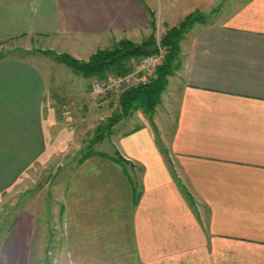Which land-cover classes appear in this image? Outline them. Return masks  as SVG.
I'll return each mask as SVG.
<instances>
[{
  "label": "crops",
  "instance_id": "1",
  "mask_svg": "<svg viewBox=\"0 0 264 264\" xmlns=\"http://www.w3.org/2000/svg\"><path fill=\"white\" fill-rule=\"evenodd\" d=\"M151 13L147 0H0V42L36 36L75 52L137 41ZM215 14L180 40L164 122L113 132L106 153L126 162L77 152L51 189L59 231L49 235L23 205L0 239V264H50L49 246L54 264H264V0H229ZM64 68L61 77L0 56L1 193L61 152L69 137L57 112L83 124L93 110V77Z\"/></svg>",
  "mask_w": 264,
  "mask_h": 264
},
{
  "label": "rangeland",
  "instance_id": "2",
  "mask_svg": "<svg viewBox=\"0 0 264 264\" xmlns=\"http://www.w3.org/2000/svg\"><path fill=\"white\" fill-rule=\"evenodd\" d=\"M147 2L154 9L153 15L151 13L149 34L137 41H130L139 45L151 40L150 45L147 44V47H151L153 52L145 53V55L153 54L155 55V59L152 62V66L148 68L149 70H145L146 73L136 72L137 69H141L142 64H139L141 55L134 58L130 57L125 61L127 67L130 69V82L133 84L148 81L155 74L156 66L161 62V57L166 53L161 39L169 29L178 26L184 19H187L189 25L182 32L184 36L190 29L204 25L212 20H218L215 12L221 6L224 7L229 0H147ZM121 40L122 38L114 40L108 45L101 42L95 44V46L80 44L75 49V52L68 48H66L65 52L51 50L48 48V43H41V40L36 36L15 37L0 42V56H17L39 61L46 69L51 68L55 74L57 73L56 75L60 74L61 77H65L67 74L64 68L65 64L59 61L57 55L68 53L77 59L87 61L98 49H109ZM155 49L156 51H154ZM58 50L64 49L58 48ZM178 54L181 61V49H179ZM179 67L168 75L167 82L160 91L159 100L153 111L149 114H145L139 106L134 105L126 115L117 116L120 111L119 96L122 91L119 89L104 92L97 97L92 96L93 98L91 100H94V108L87 114L88 117L90 116V120L86 122L88 117L84 118L83 124H80L83 119L78 118V116V119L74 121L71 117L67 116L68 114L66 112L61 115L60 111H55L57 112V116L54 118V122L58 125V128H61V126L65 128L63 134L68 135L69 139L65 141V138H63L60 153L55 157L46 158L44 163L33 165L24 178L9 189L2 191V193L1 187L7 184L0 183V239L11 225L19 208L23 205L35 209L37 214L42 218L41 227H45L46 232L50 230L49 235L51 233L52 236L55 231H59V218L56 216L58 202L54 201L55 195L53 193L54 191H52L53 182H59L65 178L63 175L64 170H68L79 160L80 154L76 155L77 152L82 151L84 153L87 150L96 149L113 154L115 143L112 134L116 129L127 130L130 126L139 124L144 119L152 120L154 115L161 119L160 121L164 122L165 115L163 113L167 112V102L172 100L175 90V85L171 77L176 75ZM111 74H114V72H111ZM98 78L100 77L94 76L92 80L94 81ZM85 80L80 81L78 85L73 83L71 87L84 88L88 79L85 78ZM67 88H69V84ZM79 98L80 95L78 94L77 99ZM84 100L81 99L79 102L82 103ZM102 100H104L103 104H101ZM120 119L121 122L113 126ZM89 121H92L93 124ZM69 130L72 132L71 135ZM74 154L76 156H73ZM131 170L134 171V174L138 173L135 168H131ZM11 176L15 177V175ZM50 248L52 247L49 246L44 257L45 261L49 260L51 262L50 264H54L52 262L53 253L50 252Z\"/></svg>",
  "mask_w": 264,
  "mask_h": 264
},
{
  "label": "trees",
  "instance_id": "3",
  "mask_svg": "<svg viewBox=\"0 0 264 264\" xmlns=\"http://www.w3.org/2000/svg\"><path fill=\"white\" fill-rule=\"evenodd\" d=\"M188 25L189 21L184 19L178 26L172 27L165 33L161 41L166 53L156 66L155 74L148 81L132 84L121 91L119 96L120 111L117 116L126 115L134 105L139 106L145 114L153 111L159 100L160 91L167 82L168 75L180 65L181 61L178 54L180 40L183 37L182 32L185 28H188ZM150 42L151 40L137 45L128 39H122L109 49H98L87 61L77 59L68 53H61L57 56L59 61L85 77H103L107 72L120 75L130 71L125 63L128 58L153 52L151 47H147ZM94 153L112 157L120 162H126L118 153L109 155L106 152L94 149L84 152L81 158L83 159Z\"/></svg>",
  "mask_w": 264,
  "mask_h": 264
},
{
  "label": "built area",
  "instance_id": "4",
  "mask_svg": "<svg viewBox=\"0 0 264 264\" xmlns=\"http://www.w3.org/2000/svg\"><path fill=\"white\" fill-rule=\"evenodd\" d=\"M155 59V55L153 54H148V55H141L139 58V64L141 65V69H137V73H146L152 66V62ZM146 70V71H145ZM130 73H125L123 75H115L111 74L110 72H107L103 77H100L94 81H92L91 84V93L93 97H97L100 94L104 92H109L113 89H119V90H124L128 86H130Z\"/></svg>",
  "mask_w": 264,
  "mask_h": 264
}]
</instances>
